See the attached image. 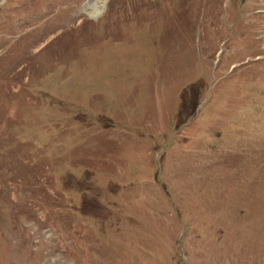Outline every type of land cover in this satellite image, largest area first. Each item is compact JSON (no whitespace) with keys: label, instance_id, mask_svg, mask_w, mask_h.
<instances>
[{"label":"rangeland","instance_id":"374dc122","mask_svg":"<svg viewBox=\"0 0 264 264\" xmlns=\"http://www.w3.org/2000/svg\"><path fill=\"white\" fill-rule=\"evenodd\" d=\"M88 3L0 0V264H264V0Z\"/></svg>","mask_w":264,"mask_h":264},{"label":"bare ground","instance_id":"6f19581e","mask_svg":"<svg viewBox=\"0 0 264 264\" xmlns=\"http://www.w3.org/2000/svg\"><path fill=\"white\" fill-rule=\"evenodd\" d=\"M91 2H93V0H89V3L88 4H92ZM96 4V3H95ZM87 5V4H86ZM88 7L86 6L85 9H87ZM93 11V10H92ZM91 13V12H90ZM90 15V14H89ZM93 15V14H92Z\"/></svg>","mask_w":264,"mask_h":264}]
</instances>
